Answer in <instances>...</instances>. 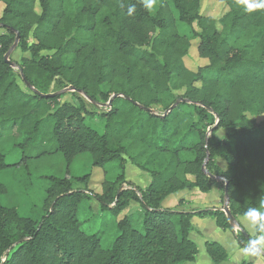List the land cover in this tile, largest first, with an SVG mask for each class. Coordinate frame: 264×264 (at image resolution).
Wrapping results in <instances>:
<instances>
[{
    "label": "trees",
    "instance_id": "obj_1",
    "mask_svg": "<svg viewBox=\"0 0 264 264\" xmlns=\"http://www.w3.org/2000/svg\"><path fill=\"white\" fill-rule=\"evenodd\" d=\"M218 1L227 6L220 17L203 14V0H169L156 15L142 0H0V28L7 31L0 34V140L5 130L17 128L20 146L32 152L23 158L61 154L68 175L48 176L40 219L3 203L8 189L0 180V264L194 261L199 252L191 236L194 216L213 215L222 229L233 231L234 224L223 209L183 211L164 208L162 201L182 189L209 192L217 183L210 175L223 179L225 199L228 183L235 217L259 206L264 197V9L247 13L235 0ZM171 5L180 21L197 24L193 37L180 34ZM18 36V48L31 56L10 64L5 54ZM193 38L206 60L196 70L185 62ZM56 78L93 104L108 102V110L91 111L80 97L61 102L67 90L48 97L36 93H50ZM96 117L105 122L102 133L87 122ZM221 129L226 132L218 139ZM41 142L51 149L37 153ZM82 153L91 156V170L71 175ZM5 157L0 150V171L12 166ZM128 161L149 175L146 187L128 182ZM96 170L103 171L101 192L91 187ZM126 183L130 187L122 189ZM91 197L116 217L132 201L141 205L117 221L118 235L108 247L100 234L82 227L80 214ZM239 227L237 240L244 247L250 234ZM205 246L214 264L229 260L220 243L207 240Z\"/></svg>",
    "mask_w": 264,
    "mask_h": 264
},
{
    "label": "rangeland",
    "instance_id": "obj_2",
    "mask_svg": "<svg viewBox=\"0 0 264 264\" xmlns=\"http://www.w3.org/2000/svg\"><path fill=\"white\" fill-rule=\"evenodd\" d=\"M164 2H169V0H157V5L154 11L151 12L152 15H156L159 11L160 6ZM173 11L175 12L177 18V26L181 35H186L193 37V29L199 30V27L196 23L187 24L179 20L178 13L171 5ZM4 9V5L0 2V15ZM227 10V6L218 0H203L202 2V13L205 15H211L214 17H220ZM7 33L5 29L0 28V34ZM17 39H15V42ZM198 39H192V48L190 49L189 54L185 57L186 65L196 70L199 66H202L206 63V60L202 59L198 55L197 51ZM47 52H44L46 54ZM30 52H23L17 45L12 50L10 58L17 61L19 64L23 62L24 57H30ZM19 72V68L16 67V73ZM17 79L19 84L24 88L20 76L17 74ZM49 92H64L69 91L61 98V102H76V97H80L84 100L86 107L91 111H107L108 102L102 104H93L83 93L71 89L61 78H56L50 88ZM178 93L183 94L184 90L179 91ZM253 118V117H252ZM207 119L212 121V116H208ZM262 119L258 117V120ZM87 122L89 125L94 127L100 133L105 130V122L99 117L88 118ZM226 130L221 129L216 133V138H223ZM22 136L19 135L17 128H8L3 132V136L0 140V150L5 153V160L7 163L12 164L11 167H8L0 171V180L3 181L8 187L6 194L1 196V201L7 205L15 206L18 211L25 216H29L33 219H40L44 213L43 203L46 195V187L48 185V176L50 175H60L68 176L66 174V165L61 154L49 153L43 154L37 158H23L26 151V155H30L32 152L27 150L24 147L20 146L22 142ZM51 149L50 143L44 142L40 144L39 150L37 151H49ZM86 158L90 156L88 153L84 155ZM85 157H82L81 160L78 159L71 166L72 175H84L85 173L91 170L90 162L85 160ZM220 166L223 167L225 162L223 159H219ZM137 168L135 165L131 164L129 161L126 166V176L130 178L134 184V180L138 179V174L136 173ZM143 174V172H142ZM112 176V174H111ZM103 178V171L96 170L94 182L92 184V190L95 192H101V181ZM217 183H219V188H224L223 179L216 176L215 178ZM128 188V184H124L122 189ZM214 198V196H212ZM97 200L94 197H91L87 202L83 204V208L80 214V219L83 222V229L89 233H98L101 236V242L103 247L110 246L116 236L118 235L117 221L124 216L125 213L131 212L127 210L122 212L118 217L109 209H102L96 202ZM133 211H137L136 209ZM251 261H254L256 264H264V256L252 257Z\"/></svg>",
    "mask_w": 264,
    "mask_h": 264
},
{
    "label": "crops",
    "instance_id": "obj_3",
    "mask_svg": "<svg viewBox=\"0 0 264 264\" xmlns=\"http://www.w3.org/2000/svg\"><path fill=\"white\" fill-rule=\"evenodd\" d=\"M84 155H86V153L78 155L73 163H75L78 159L81 160L82 157H85ZM88 157L89 158L85 157V160H88V162H90L89 166H92V158L91 156ZM219 159L221 158H217V161H219ZM222 163L223 168H225L226 162ZM136 168L138 169H136V173L138 174L139 180H134V182L136 183V185L144 188L149 182L150 177L147 173L141 171L138 167ZM110 176L111 174L109 175V177ZM127 180L128 182L131 181L130 178H127ZM218 184L219 183L214 184L209 192H203L198 188H193L182 189L177 192L171 193L162 201V206L164 208H174L192 212H197L208 208L223 209L226 199L224 198L223 190L219 188ZM128 187L130 186L128 185ZM212 196H214V198ZM97 204L100 206L99 202H97ZM140 208L141 205L139 202L132 201L129 210H139ZM240 217L241 216H236L235 218L249 234L254 233L256 230V226L252 225L251 222L246 219L241 222ZM193 224L194 230L191 236L192 239L197 242L199 252L194 261H185L178 264H214L205 246L207 240L220 243L228 251L229 260L223 264H238L243 260H251V258L245 259L244 255L241 252V248L243 247L240 246L237 240V236H239L242 232V229L239 226L234 225L233 231L229 228L222 229L217 225L216 218L213 215L194 216Z\"/></svg>",
    "mask_w": 264,
    "mask_h": 264
},
{
    "label": "clouds",
    "instance_id": "obj_4",
    "mask_svg": "<svg viewBox=\"0 0 264 264\" xmlns=\"http://www.w3.org/2000/svg\"><path fill=\"white\" fill-rule=\"evenodd\" d=\"M143 6L152 12L155 10L157 0H142ZM235 4L243 8V11L252 13L260 9H264V0H235ZM134 5L128 8V14L134 11ZM264 197L259 200L258 207L248 208L240 217L241 222L246 219L256 226L254 233L250 234L247 244L241 248V252L245 259L252 257H260L264 255Z\"/></svg>",
    "mask_w": 264,
    "mask_h": 264
},
{
    "label": "water",
    "instance_id": "obj_5",
    "mask_svg": "<svg viewBox=\"0 0 264 264\" xmlns=\"http://www.w3.org/2000/svg\"><path fill=\"white\" fill-rule=\"evenodd\" d=\"M19 39V36L17 37V40ZM16 46V43L14 44V46L5 54V60L8 62V63H10V64H13V61H12V59L10 58V55H11V53H12V50L14 49V47ZM25 82H27V81H25ZM27 84H29V83H27ZM73 90H76L75 88H73V87H71ZM78 92H81V91H78ZM36 93H38L39 95H42V96H45V97H48V96H51V95H54L55 94V92H50V93H46V94H44V93H41V92H39V91H37L36 90ZM179 101H181V100H179ZM178 101V102H179ZM177 102V103H178ZM111 102H109V104H110ZM176 103V104H177ZM174 108V105L171 107V109H173ZM170 109V110H171ZM212 178H216V176H214V175H210ZM226 188H225V197H226V202H225V205H224V207H223V210L225 211V213L227 214V216H228V218H229V220H230V222L232 223V224H234V225H236V226H239V222L237 221V219L235 218V216L232 214V212H231V210H230V207H229V190H228V183L226 182V186H225ZM123 188V187H122ZM121 190V189H120ZM264 256V255H263Z\"/></svg>",
    "mask_w": 264,
    "mask_h": 264
}]
</instances>
